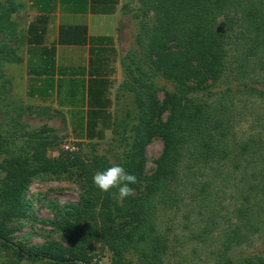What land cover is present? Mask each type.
<instances>
[{"label": "trees", "instance_id": "obj_1", "mask_svg": "<svg viewBox=\"0 0 264 264\" xmlns=\"http://www.w3.org/2000/svg\"><path fill=\"white\" fill-rule=\"evenodd\" d=\"M141 1L143 17L152 12L153 23H142L141 31L136 36L140 50H131L126 72L131 79L133 76L137 84L134 86L131 81L127 82L135 90L136 100L143 110L136 125V140L119 157L118 164L112 163L107 155L97 154L95 148L89 153H82L85 144L82 142L77 143L78 150L69 151L60 147L57 156L49 155L48 150L61 140L64 142L65 135H59L47 123L31 131L19 130L25 136L19 148L17 140L12 139L13 132L3 131L0 124V173L3 174L0 178V204L5 206L6 212L18 215L27 213L24 194L32 177L37 174H76L82 182L81 202L68 204L57 222V227L64 232L63 238L71 243L70 246L51 242L37 249L25 248L10 241L6 237L7 230L0 228V242L11 246L21 257L48 259L53 264L90 261L96 254L93 252L94 242H100L113 251L111 264H163L169 246L167 239L149 234L140 225L155 216L159 204L164 203L163 198L180 200L178 175L182 169L189 168L190 162L184 161V158L193 151L195 153L191 157L202 162L200 168L208 169L215 163L214 158H208L217 156L215 160L220 164L219 160L227 158L229 151L239 149V152H235L237 156L229 159L233 168L240 169L243 175L238 186L241 189L239 195L242 203L239 207L242 210H238L237 214L238 227L229 229L227 237L235 242L248 239L249 227L246 226L248 223V226L253 225L254 211L261 210L260 202L252 201L250 191L258 187L261 197H264V157L258 154L264 150V139L257 132V135L252 133L243 136L237 144L236 138L229 137V132L239 135L234 131L235 116L229 112L223 118L217 117V110L208 106L207 98L197 94L223 93L231 96L233 93H246L253 99L256 97V100L264 99V77L259 78L257 74L258 69L264 68V0ZM20 5L18 0H0V64L22 61L18 49L25 43L24 31L19 29V23L13 18ZM143 60L156 71L166 72L173 78L176 76L174 82L178 91L176 89L175 92L167 93L173 105L166 123L156 121L158 110L163 109V106L157 96V84L151 79L152 74L143 68ZM224 71L231 81L239 80L241 84L237 88L227 87V93L220 90L212 92L208 79L217 78ZM192 76L195 79L193 84L184 82V79ZM35 108L29 107L30 111H35ZM36 112L42 113L39 109ZM10 118L13 121L17 119L13 116ZM216 134L221 136L218 140L222 144L221 148L213 142ZM154 136H162L165 146L157 160L156 171L147 175L144 173V146ZM225 136L226 143L223 142ZM230 138L234 141L233 145L227 143ZM237 158L248 163L244 165ZM253 158H256L254 163L262 165L259 182L255 180L258 174L248 170ZM113 165H121L137 177V183L130 185L132 188H139L140 181H146L145 190L136 197L131 195L125 198L122 205L113 196L118 192L117 189L105 193L92 182L97 171ZM220 169L215 168L214 175L222 173ZM225 176L221 183L228 181ZM205 190L202 187L201 197L200 191H196L194 196L197 202H201L199 207L205 205L208 213L205 227L195 234L201 239L213 231V226L231 221L228 214H221V210L215 209L218 205L216 200L205 204V197L210 195L203 193ZM151 210L154 213L145 219L144 216ZM135 221L139 222L135 225ZM208 221L212 226L207 225ZM132 247L138 254V261L129 262L125 251ZM222 258L215 264H221L222 261L230 264L226 257Z\"/></svg>", "mask_w": 264, "mask_h": 264}, {"label": "rangeland", "instance_id": "obj_2", "mask_svg": "<svg viewBox=\"0 0 264 264\" xmlns=\"http://www.w3.org/2000/svg\"><path fill=\"white\" fill-rule=\"evenodd\" d=\"M142 2V1H141ZM140 5V4H139ZM141 8L137 7L133 16V23L129 25L135 34V37L128 42L129 50L138 52L140 50L137 34L141 31L142 23H153V13L149 12L147 16L143 17ZM136 18V19H135ZM135 19V20H134ZM132 22V21H131ZM124 24H128L125 22ZM24 45L18 49L19 55L22 56ZM143 68L148 74H152V78L157 84V96L160 105L163 109L158 110L156 121L159 123H166L170 117L172 105L167 97L168 92L178 91L174 78L171 75L163 73V71H156L150 67L148 62L143 60ZM21 63L4 62L0 64V124L3 131L12 133V139L17 140L18 147L25 141L24 134L27 130H34L41 127L45 123V116L36 111H30L29 107L34 106L27 101L24 94L23 87H21ZM128 74V73H127ZM259 78L264 77V68L258 69ZM184 82L193 84L195 82L194 76L184 79ZM208 85L212 88V92L224 91L227 87L237 88L241 82L235 81L227 76L224 71L218 75L217 78L208 79ZM131 84L135 86V81L131 79ZM137 85V84H136ZM128 86V85H127ZM130 90V96L124 104L123 117L124 121L119 129V133L112 140L106 142H97L96 144L85 143L83 144V152H90L95 148L97 154H104L110 157V161L118 164L119 157L124 154V151L129 149L133 142L136 140L137 123L141 118L142 108L139 107L136 100L135 90ZM129 91V90H128ZM227 93V92H226ZM207 93L200 92L197 94L200 97L207 98V104L210 108L217 110V117L223 118L231 112L235 118V129L238 136L229 132V137L236 138L237 144L242 140L243 136L248 134L252 135L259 132L262 139H264V99L256 100V97H249L246 93L224 95L223 93L217 95H205ZM234 95V96H233ZM10 116H13L16 121H13ZM258 117V118H257ZM257 118V119H256ZM235 120V119H234ZM4 127V128H3ZM22 130V131H19ZM232 131V130H230ZM58 133V132H57ZM59 135H62L58 133ZM221 138L220 135H215L214 144L221 148L222 144L218 142ZM227 139L231 145L234 144L233 139ZM225 138L223 142L226 143ZM65 141V137L64 140ZM52 146L48 150L49 155L57 156L62 144ZM164 139L162 136H154L145 147V168L144 173L151 175L156 171L157 160L164 150ZM17 147V148H18ZM239 149L234 148V152L229 151V156L222 159L217 164L215 163L208 169L200 168L202 162L195 160L188 154L184 161H189V168H184L179 173V199L173 201L169 198L162 199V204H159L155 216L145 221L146 224L140 225V228L147 229L149 234L153 236L161 235L167 239V253L163 264H215L218 260L226 257L230 264H263L264 263V197H261L258 187H253L250 191L252 201L260 202L261 210L257 209L252 215V224L248 228V239L243 242H235L228 239L227 232L229 229L237 228L239 220L237 219L238 210H242L240 204L242 198L239 195L241 189L238 187L242 174L241 170L233 168L230 164L229 157L235 158L236 151ZM258 154L264 157V150H260ZM2 157V155H1ZM238 162L248 163L241 158H237ZM249 164L248 170L257 173L256 182H259V177L262 175V165L254 163L256 158L252 159ZM245 165V164H244ZM220 167L222 173L214 175V169ZM190 169V170H189ZM223 170V171H222ZM77 171V170H76ZM229 171V172H227ZM78 172V171H77ZM3 174L0 173V178ZM228 181L221 183L224 176ZM225 176V177H226ZM254 178V176L252 177ZM250 178L251 180H253ZM140 187H134L133 197L138 196L145 190L146 181L141 180ZM177 182V183H178ZM255 182V181H254ZM176 183V184H177ZM226 183V184H225ZM82 182L76 174H64L55 176L53 174H37L32 177L25 194L24 200L27 202V213L18 215L6 212L5 206L0 204V228L3 227L7 230L6 237L15 243V245L24 246L25 248L37 249L43 244L53 242L61 243L64 246H70L71 243L63 238V231L57 227V222L61 216L62 211L68 204H79L81 202ZM175 184V183H174ZM185 185V186H183ZM2 182H0L1 190ZM183 186V191L182 190ZM255 186V185H254ZM202 187L206 188L203 193L207 195L206 202L213 203L215 200L216 210H221V214H228L230 222L220 223L213 226V231L207 237L202 239L195 237L198 230L205 227V221L208 218L205 205H201L200 201L195 200L196 191L202 194ZM178 190V189H177ZM1 196V193H0ZM198 197V198H199ZM220 202V203H218ZM239 208V209H238ZM151 212L147 216L151 215ZM251 212V211H250ZM252 213V212H251ZM142 216V218H144ZM139 221H135L136 225ZM232 223V225H231ZM255 224V226H254ZM207 225L212 226L210 221ZM164 239V238H163ZM95 256L90 261L77 260V263L72 264H111L113 258V251L109 246L103 243L94 242ZM128 261H138V254L133 249L125 251ZM225 264L224 261L221 264ZM0 264H53L48 259H29L21 257L11 246L4 245L0 242Z\"/></svg>", "mask_w": 264, "mask_h": 264}, {"label": "crops", "instance_id": "obj_3", "mask_svg": "<svg viewBox=\"0 0 264 264\" xmlns=\"http://www.w3.org/2000/svg\"><path fill=\"white\" fill-rule=\"evenodd\" d=\"M18 1L13 18L24 31L20 79L27 101L65 140H112L124 130L132 91L128 42L135 37L129 25L141 0Z\"/></svg>", "mask_w": 264, "mask_h": 264}, {"label": "clouds", "instance_id": "obj_4", "mask_svg": "<svg viewBox=\"0 0 264 264\" xmlns=\"http://www.w3.org/2000/svg\"><path fill=\"white\" fill-rule=\"evenodd\" d=\"M94 186L102 192H109L115 188L118 190L113 196L121 205L125 198L134 194V189L130 187L137 183V177L128 173L121 165H113L103 171H97L93 177Z\"/></svg>", "mask_w": 264, "mask_h": 264}, {"label": "built area", "instance_id": "obj_5", "mask_svg": "<svg viewBox=\"0 0 264 264\" xmlns=\"http://www.w3.org/2000/svg\"><path fill=\"white\" fill-rule=\"evenodd\" d=\"M61 147L64 150H69V151H75L78 150V145L77 143L71 141V140H65L62 144Z\"/></svg>", "mask_w": 264, "mask_h": 264}]
</instances>
